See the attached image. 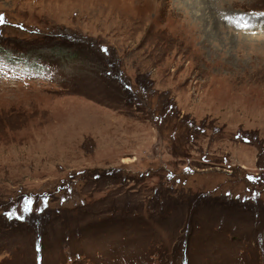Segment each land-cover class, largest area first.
<instances>
[{"label":"rangeland","instance_id":"1","mask_svg":"<svg viewBox=\"0 0 264 264\" xmlns=\"http://www.w3.org/2000/svg\"><path fill=\"white\" fill-rule=\"evenodd\" d=\"M0 17V264H264V0Z\"/></svg>","mask_w":264,"mask_h":264},{"label":"trees","instance_id":"2","mask_svg":"<svg viewBox=\"0 0 264 264\" xmlns=\"http://www.w3.org/2000/svg\"><path fill=\"white\" fill-rule=\"evenodd\" d=\"M172 108H173V106H172V104H170L164 113H167V114H168V112L171 113V109ZM185 124H187V126H189V128L192 129L193 131H195V130H199L200 131V129L197 128L191 121H187V122H185ZM256 198H258V197H256ZM22 223L25 224L26 223V219H24Z\"/></svg>","mask_w":264,"mask_h":264},{"label":"bare ground","instance_id":"3","mask_svg":"<svg viewBox=\"0 0 264 264\" xmlns=\"http://www.w3.org/2000/svg\"><path fill=\"white\" fill-rule=\"evenodd\" d=\"M189 1V0H188ZM187 3H190V2H187ZM210 3V2H209ZM195 4H197L196 2H195ZM208 4V3H207ZM204 5V4H203ZM191 6H195L194 5V3H192V5ZM214 6V5H213ZM197 7H198V5H197ZM199 8V7H198ZM213 9V8H212ZM209 11V10H208ZM196 12V11H195ZM200 12V11H199ZM221 12V11H220ZM209 13V12H208ZM211 13V12H210ZM202 15V14H201ZM206 17V16H205ZM199 18H201V19H198V23L200 24V25H202V27H204L205 28V19H202L203 17L201 16V17H199ZM211 19V18H210ZM204 20V21H203Z\"/></svg>","mask_w":264,"mask_h":264},{"label":"snow or ice","instance_id":"4","mask_svg":"<svg viewBox=\"0 0 264 264\" xmlns=\"http://www.w3.org/2000/svg\"><path fill=\"white\" fill-rule=\"evenodd\" d=\"M3 22V17H0V23ZM29 205H31V201L28 202Z\"/></svg>","mask_w":264,"mask_h":264}]
</instances>
